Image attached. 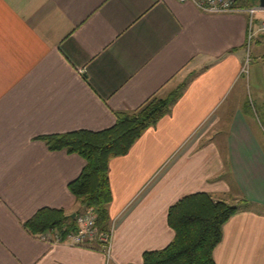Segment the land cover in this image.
I'll return each instance as SVG.
<instances>
[{
  "label": "crops",
  "instance_id": "0c3cea01",
  "mask_svg": "<svg viewBox=\"0 0 264 264\" xmlns=\"http://www.w3.org/2000/svg\"><path fill=\"white\" fill-rule=\"evenodd\" d=\"M245 13L178 0H0V264H142L173 239L168 207L196 192L247 202L223 224L214 264H264V90L245 89ZM173 91L168 112L109 161L108 258L27 229L41 208L82 211L69 183L85 160L42 137L108 128Z\"/></svg>",
  "mask_w": 264,
  "mask_h": 264
},
{
  "label": "trees",
  "instance_id": "16d2710c",
  "mask_svg": "<svg viewBox=\"0 0 264 264\" xmlns=\"http://www.w3.org/2000/svg\"><path fill=\"white\" fill-rule=\"evenodd\" d=\"M251 3L237 4L248 8ZM258 21V20H257ZM264 44V33L259 34ZM264 64V52L262 54ZM173 91L165 98L153 95L131 113L118 114L116 122L102 130L78 129L63 134L42 137L48 148L66 150L80 155L85 165L76 179L69 183L81 210L91 207L96 214L97 226L109 228L108 205L111 201L108 166L113 157L125 155L133 143L149 127L168 112L177 97ZM241 200L232 204L224 200H213L206 192L185 195L167 209V224L172 229V241L159 250L143 253L142 264H214L213 250L220 242L223 224L240 207ZM74 218L56 208L39 209L25 224L35 234L53 227L72 228Z\"/></svg>",
  "mask_w": 264,
  "mask_h": 264
},
{
  "label": "built area",
  "instance_id": "2783aa9c",
  "mask_svg": "<svg viewBox=\"0 0 264 264\" xmlns=\"http://www.w3.org/2000/svg\"><path fill=\"white\" fill-rule=\"evenodd\" d=\"M180 2H191L200 10L213 13L246 12L249 16L247 45L252 41L258 30L264 33V17L258 21L257 29L253 28V16L261 12L258 4L248 8L240 7L238 0H178ZM255 37V36H254ZM245 65L242 72H245ZM38 238L49 244L65 242L73 246H85L101 250L107 258L111 250L112 224L107 230L97 226L96 214L91 207L85 208L75 214L72 228L67 226L53 227L37 234Z\"/></svg>",
  "mask_w": 264,
  "mask_h": 264
},
{
  "label": "rangeland",
  "instance_id": "374dc122",
  "mask_svg": "<svg viewBox=\"0 0 264 264\" xmlns=\"http://www.w3.org/2000/svg\"><path fill=\"white\" fill-rule=\"evenodd\" d=\"M255 1L256 0H240V3H243V2L251 3ZM263 17H264V9H262L261 12L254 14L253 25H252L254 29H257L256 28L257 20H260ZM260 33L261 32L258 30L255 32V35H254L255 37L253 36L252 41L249 43V47L246 43V46H245L246 49L244 50L246 70L245 72H242V73H243V76H245L246 78V80H244L245 85H246L245 89L248 92H252L253 95H257V93H259L261 90H264V68L258 59V57H260V59L262 58V54L264 52V44L259 43V41L257 42V40H262L261 36L259 35ZM237 90H239V85H237L236 88L233 89V91H237ZM255 119L257 123L261 125V128L264 133V111L262 114L258 113ZM110 225H111V222L109 223V226Z\"/></svg>",
  "mask_w": 264,
  "mask_h": 264
},
{
  "label": "water",
  "instance_id": "95a60500",
  "mask_svg": "<svg viewBox=\"0 0 264 264\" xmlns=\"http://www.w3.org/2000/svg\"><path fill=\"white\" fill-rule=\"evenodd\" d=\"M258 6L264 9V0H258ZM75 217V213L72 214V218Z\"/></svg>",
  "mask_w": 264,
  "mask_h": 264
}]
</instances>
